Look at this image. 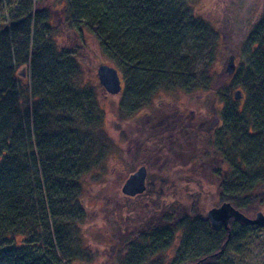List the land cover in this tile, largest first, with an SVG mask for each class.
<instances>
[{
	"label": "trees",
	"instance_id": "obj_1",
	"mask_svg": "<svg viewBox=\"0 0 264 264\" xmlns=\"http://www.w3.org/2000/svg\"><path fill=\"white\" fill-rule=\"evenodd\" d=\"M194 1L72 0L76 22L92 30L125 79L130 93L122 115L136 113L160 91L214 87L217 46L210 43L208 25L193 15ZM240 28L245 31L237 41L236 70L225 90L240 91L242 98L227 97L220 128L197 144L202 157L188 162L191 169L208 167L200 177L212 190V201H193L194 213L205 203L229 204L245 216L264 213V8ZM29 63L28 83L14 76V68L0 66V264H72L84 252L82 180L103 165L113 143L93 88L79 83L71 53L50 39H35ZM168 119L187 123L176 112ZM178 140H168L171 156L181 152ZM159 192L161 200H174L171 190ZM236 223L229 222V233L223 231L211 251L191 252V260L218 263L213 254L235 240ZM208 231L216 234L209 226ZM161 242L152 238L154 246Z\"/></svg>",
	"mask_w": 264,
	"mask_h": 264
},
{
	"label": "rangeland",
	"instance_id": "obj_2",
	"mask_svg": "<svg viewBox=\"0 0 264 264\" xmlns=\"http://www.w3.org/2000/svg\"><path fill=\"white\" fill-rule=\"evenodd\" d=\"M263 8L264 0L192 2L193 15L208 25L212 31L210 43L217 46L211 70L212 77L217 75L214 87L208 91H160L147 106L126 116L125 111L123 115L119 112L127 108L130 93L125 90V79L119 74L122 88L118 95H109L99 86L97 67L115 68V65L101 52L92 30L76 22L77 10L72 0H0V66L14 68V76L28 83L34 40H52L56 49L75 58L80 68L79 83L93 88L104 112V130L113 143L103 165L82 180L80 201L85 217L79 225V238L84 252L72 264H134L132 256L140 252L138 249L145 253L140 252L139 258L149 264L153 254L144 238L157 231L159 227L155 225L159 224L161 214L166 216L170 212L167 199L155 197L159 189L171 190L177 214L170 220L174 226L173 242L156 264L171 263L179 256L180 262L187 259L189 251L184 244H190L188 248L197 247L192 252L199 253L211 251L219 242L222 233L210 234L206 222L200 220L212 208L209 203L201 205L197 213L192 208L199 196L212 201L211 186L200 177L207 174L208 167L191 169L188 164L189 160L199 159L202 149L197 144L210 132L182 128L185 130L177 136V123L168 118L176 112L184 122L199 128L206 129L211 124L220 128V111L233 94L225 90L230 83L224 73L226 60L232 55L236 58L237 41L245 31L240 27L246 21L252 24ZM207 51L205 43V55ZM19 73H24V77L18 76ZM172 136L182 146L180 153L171 156L167 150ZM189 137L193 139L191 142ZM186 140L190 146L185 144ZM142 166L147 169V192L133 198L124 196L121 188L125 180ZM257 212L260 211L250 212L246 217L252 219ZM187 225L194 229L187 231ZM236 231L235 240L227 244L221 256V264H264V228L237 226ZM188 234L190 241H186Z\"/></svg>",
	"mask_w": 264,
	"mask_h": 264
},
{
	"label": "water",
	"instance_id": "obj_3",
	"mask_svg": "<svg viewBox=\"0 0 264 264\" xmlns=\"http://www.w3.org/2000/svg\"><path fill=\"white\" fill-rule=\"evenodd\" d=\"M235 56H229L224 66V73L230 78L235 73ZM22 77L23 74H20ZM96 76L99 86L109 95H118L121 91V78L115 68L107 65H100L96 69ZM242 98L240 91L233 93V99L239 101ZM147 170L145 167L138 168L125 180L121 193L126 197H135L142 194L146 189ZM234 218L247 226L264 228V215L257 212L254 218L250 219L229 204H222L208 210L207 220L215 231L227 229L228 221Z\"/></svg>",
	"mask_w": 264,
	"mask_h": 264
},
{
	"label": "flooded vegetation",
	"instance_id": "obj_4",
	"mask_svg": "<svg viewBox=\"0 0 264 264\" xmlns=\"http://www.w3.org/2000/svg\"><path fill=\"white\" fill-rule=\"evenodd\" d=\"M177 126H178V128H177V130H178V132L181 130V131H184L182 128H196V130L197 131H202V130H206V132L208 131V132H212L213 131V129H215L216 127L218 128V126L216 125H214V124H211L208 128H206V129H203V128H199L198 126H195V125H193L192 123H177ZM189 129V130H190ZM173 132V131H172ZM207 132V133H208ZM190 133V132H189ZM205 133V132H204ZM169 142V141H168ZM162 149H158L157 150V152L158 153H162ZM142 167H144V166H142ZM146 168V167H145ZM147 170V169H146ZM134 173V172H133ZM168 189V188H167ZM167 189H159V190H162L163 192H164V194H165V191L167 190ZM147 186H146V189H145V191L142 193V194H140V195H137V196H141V195H144L147 191ZM159 190H157V192L159 191ZM169 190V189H168ZM158 194V193H157ZM157 194H156V198H157ZM159 194H161V193H159ZM158 194V195H159ZM136 197V196H135ZM130 198H133V197H130ZM156 198H154L155 200H156ZM162 201H164V199L162 200ZM167 203H169V206H168V209H169V211L170 212H168V214L165 216L164 214L165 213H162L161 214V216L159 217V224H156L155 225V227H159L158 229H157V231L156 232H154V233H152L150 236H147V237H145L144 238V241L145 240H147L148 242H149V247H150V249L152 250V251H150V252H152V254L153 255H151V257H150V262H149V264H156V260L164 253V252H166V251H169L168 249H169V246H165V244H166V241H168V239L171 237V241H170V244H171V242H173V240H172V237L174 236V233H173V231H172V227L174 228V226H173V224H172V222H170V220H171V218L172 217H175L176 216V214L177 213H175V209L173 208V206L172 205H174V203H175V200H173V201H170V200H167ZM221 206V205H220ZM219 207V206H218ZM212 208H214V207H212ZM211 209V208H210ZM236 210V209H235ZM238 211V210H237ZM208 212V211H207ZM207 212L205 213L206 214V217H205V219H203V218H201L200 220H203L204 222H206V225H207V228H208V226L211 228V226H210V224H209V222H208V220H207ZM241 213V212H240ZM244 215V214H243ZM245 216V215H244ZM251 219V218H250ZM198 220H199V218H198ZM231 220H236V219H234V218H231L229 221H228V226H227V229H220L219 231H215V230H213L212 228V230L213 231H215L216 233H218V232H221L222 234H223V231H226L227 233H229L228 231H229V229H230V225H229V222L231 221ZM237 221V220H236ZM238 223H236L235 225H234V233H233V235H237L238 234V232L236 231V228H237V226H239V221H237ZM241 225H244V224H242V223H240ZM244 226H246L247 228L248 227H251V228H254V229H256V228H260V227H257V226H247V225H244ZM241 227V226H240ZM187 231H190V230H193L194 228H193V226H190V225H187ZM244 228V227H243ZM190 234H188L187 236V240L186 241H188V239L190 238V236H189ZM229 235V234H228ZM155 236H157L158 237V239L159 240H161L162 242L160 243V246L161 247H159V246H154L153 245V243H152V238H154ZM192 239H193V237H191ZM156 239V238H155ZM189 241H190V239H189ZM186 247H187V249H185L188 253H189V255L187 256V259H184V260H182L181 262L179 261L180 260V256L176 259V260H174V261H172L171 263L169 262V263H166V264H174L175 262H177V264H207V263H204L203 262V260L204 259H202L201 257L199 258V259H195V258H192V259H195V260H191V255L193 254H191V252L192 251H196V248L197 247H195V248H188V246H190V244H184ZM138 249V248H137ZM142 254H145L143 251H141L140 249H138ZM140 252H138V251H136L135 252V256L133 257L132 256V261L134 262V264H140V263H142V264H147V263H144V262H142V258H139V253ZM207 252V251H206ZM187 253V254H188ZM202 253H205V252H203V251H200L199 253H195V254H193L194 256L196 255V254H202ZM218 253H219V251H218ZM225 253V251H223L222 253H219L218 255L216 254V253H214L213 255H214V257H217V262L218 263H210V264H221V261H220V259H221V256L223 255ZM215 255H217V256H215ZM144 256H146V255H144ZM167 258H169V257H167ZM183 262V263H182ZM129 264H133L132 262H130ZM157 264H159V263H157ZM162 264H164V263H162ZM209 264V263H208Z\"/></svg>",
	"mask_w": 264,
	"mask_h": 264
}]
</instances>
